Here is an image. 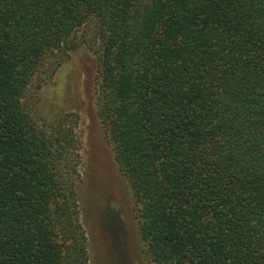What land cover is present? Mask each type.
Masks as SVG:
<instances>
[{
	"label": "trees",
	"instance_id": "1",
	"mask_svg": "<svg viewBox=\"0 0 264 264\" xmlns=\"http://www.w3.org/2000/svg\"><path fill=\"white\" fill-rule=\"evenodd\" d=\"M79 30L145 264H264V0H0V264L87 263L21 101Z\"/></svg>",
	"mask_w": 264,
	"mask_h": 264
},
{
	"label": "rangeland",
	"instance_id": "2",
	"mask_svg": "<svg viewBox=\"0 0 264 264\" xmlns=\"http://www.w3.org/2000/svg\"><path fill=\"white\" fill-rule=\"evenodd\" d=\"M88 31H77L66 44L69 49L57 50L47 78L38 89L35 82L27 86L21 101L38 129L55 134L64 128L62 133H68L66 153L54 171L74 193L86 264H145L131 192L112 160L97 117L92 80L96 48Z\"/></svg>",
	"mask_w": 264,
	"mask_h": 264
}]
</instances>
